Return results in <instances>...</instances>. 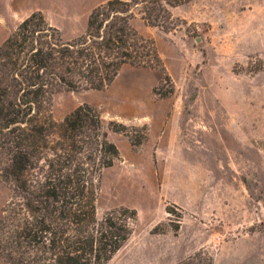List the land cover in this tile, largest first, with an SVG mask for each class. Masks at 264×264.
Returning <instances> with one entry per match:
<instances>
[{
	"label": "rangeland",
	"instance_id": "374dc122",
	"mask_svg": "<svg viewBox=\"0 0 264 264\" xmlns=\"http://www.w3.org/2000/svg\"><path fill=\"white\" fill-rule=\"evenodd\" d=\"M106 1L0 0V45L33 12L76 38ZM168 9L165 28L136 10L131 20L162 65L126 64L102 89H61L51 101L58 123L95 108L119 151L110 167L86 160L96 220L119 210L132 230L105 264H264V0ZM12 196L0 178V217ZM0 264L13 262L0 251Z\"/></svg>",
	"mask_w": 264,
	"mask_h": 264
},
{
	"label": "trees",
	"instance_id": "16d2710c",
	"mask_svg": "<svg viewBox=\"0 0 264 264\" xmlns=\"http://www.w3.org/2000/svg\"><path fill=\"white\" fill-rule=\"evenodd\" d=\"M188 1L108 0L91 10L85 32L71 40L33 12L0 45V178L13 193L8 215L0 217L4 259L105 264L126 242L132 230L126 219L119 222V210L96 220L95 187L85 177L87 159L101 155L106 168L119 157L99 113L83 104L58 123L51 101L61 89H102L126 64L162 65L154 41L131 25L135 10L165 28L168 6ZM135 217L130 210L128 218Z\"/></svg>",
	"mask_w": 264,
	"mask_h": 264
}]
</instances>
